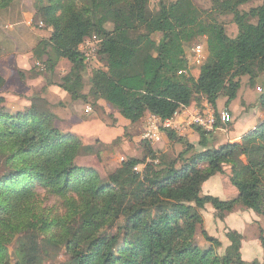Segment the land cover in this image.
Returning a JSON list of instances; mask_svg holds the SVG:
<instances>
[{
	"label": "trees",
	"instance_id": "trees-1",
	"mask_svg": "<svg viewBox=\"0 0 264 264\" xmlns=\"http://www.w3.org/2000/svg\"><path fill=\"white\" fill-rule=\"evenodd\" d=\"M248 1L214 0L233 16L238 31L230 37L193 0H159L155 10L149 9V0H35L33 22L41 21L50 36L37 43L33 54L47 72L67 59L74 77L64 76L61 86L71 99L86 102L90 96L94 107L99 99L107 100L131 123L147 113L169 119L202 99L215 109L220 97L227 105L236 96L240 76L255 84L264 74V0L247 11L239 9ZM12 2L0 0V9ZM88 36L100 39L97 56L105 67L93 71L85 94L79 76L88 62L78 46ZM199 37H205L207 58L193 76L185 44ZM4 83L0 74V89ZM259 87L258 105L264 108V87ZM4 101L0 93V264H38L41 236L64 246L62 264H258L241 259V236L235 231L227 232L230 245L219 253L220 242L203 229L200 211L210 204L221 217L239 204L264 215V120L239 142L217 148L210 146L214 131L194 125L198 151L166 129L170 140L185 147L164 165L160 178L136 171L144 162L136 157L100 178L93 169L75 164L93 148L77 135L61 132L53 113L34 100L29 109L12 113ZM220 124L217 118L216 127ZM156 151L149 147L146 159L155 160ZM225 165L237 197L223 201L201 195L202 183ZM149 170L145 166L144 175ZM37 188L61 200L64 210L41 208ZM114 224L116 233L104 230ZM198 233L206 245L196 242ZM15 238L24 242L18 259L9 251ZM260 240L264 247L262 235Z\"/></svg>",
	"mask_w": 264,
	"mask_h": 264
},
{
	"label": "crops",
	"instance_id": "crops-1",
	"mask_svg": "<svg viewBox=\"0 0 264 264\" xmlns=\"http://www.w3.org/2000/svg\"><path fill=\"white\" fill-rule=\"evenodd\" d=\"M24 12L21 3L23 17L26 13ZM24 19L26 25L30 26L28 21L31 20V15H27ZM19 35H21L22 46H25L26 50L23 51L24 48H21V54L17 53L18 56L8 53V51L0 54V74L5 79L0 93L5 99L4 106L8 111L12 113L25 111L33 104V100H45L54 107L55 125L60 131H70L83 138L86 136L99 138L104 143L111 142L116 137H122L123 129L130 126V124H140L142 119L136 123H131L123 118L116 108H108L104 99H99L97 105L102 110L103 115L111 116L113 123L107 124L100 118L87 116L93 110L92 105L89 106L85 102L80 103L78 99H71L60 84L48 82L42 74H35L33 71L36 68L34 63L37 62L33 49L40 40L49 38L50 30L47 29V32L42 30L31 31L29 34ZM14 56L19 60L16 61ZM38 87L40 88V94L35 93ZM257 87L259 85H256V90ZM258 97V94L254 97L247 94L246 97L240 98L241 102L231 101L230 104L223 107H218L216 104L215 109L203 99L204 101L201 103L203 107H210L217 115L222 110H226L232 118V122L221 123L216 127L210 146L217 148L227 142H239L246 132L264 120V108L259 107ZM198 110L199 107L193 103L188 107L179 109L177 116L174 118V126L176 127L172 129L177 136L193 145V151H198L199 135L194 127L189 125V120ZM109 112H112V115ZM242 113L244 115L241 117ZM160 140H163L164 144L156 145L158 150L167 151L169 149L177 154L184 150V142L170 140L165 133L162 134ZM230 172L229 165L223 166L221 172L212 175L202 183L200 194L210 195L223 201L236 198L238 191L230 182ZM200 213L203 229L209 236L220 242L219 251L221 253H224L230 245V241L226 236L227 232L235 231L241 236V259L247 263L255 261L258 264H264V247L260 240V235L264 237V215L246 209L239 204L231 212H226L221 217L217 216L216 210L210 204H205Z\"/></svg>",
	"mask_w": 264,
	"mask_h": 264
},
{
	"label": "rangeland",
	"instance_id": "rangeland-1",
	"mask_svg": "<svg viewBox=\"0 0 264 264\" xmlns=\"http://www.w3.org/2000/svg\"><path fill=\"white\" fill-rule=\"evenodd\" d=\"M165 2H171L174 0H163ZM194 4L200 9V11H203L204 16L210 19H214L215 21L221 23L225 29V32L228 36L234 37L237 34V26L233 21L232 14L228 13L227 10H224L223 8L219 7L217 3L214 2V0H193ZM21 3L23 4L25 14L24 17L21 14ZM34 3L35 0H13V2L8 6L6 9H0V54L8 51V53L17 55V53L21 54V48H24L23 51H25L26 47L22 46L21 43V35L19 34H29L34 31H46V27L38 28L37 26H27L25 23V19L27 15H31V19L37 18L34 12ZM262 3V0H249L245 4L239 5V9L247 11L251 7L257 6ZM159 0H149V9L155 10L158 8ZM254 21V20H253ZM35 24V22H34ZM12 25V26H11ZM10 26V27H9ZM13 27V28H12ZM112 24L108 23L106 24L107 29H111ZM12 28V29H11ZM155 40H159L160 35L155 34L152 36ZM201 45L202 55H205V58L202 60V63L207 58V49L205 46V37H199L195 38L189 43L185 44V58L187 59V67L190 70V73L193 76H196L198 74L199 68L201 64H198L195 62L194 57L196 56L195 47ZM19 51V52H17ZM15 57V56H14ZM16 61L19 59L16 58ZM40 63L44 65L41 59H37ZM35 64V63H34ZM36 68L33 69L34 73H40L43 75L44 78L47 79L48 82H53L57 84H63L64 76H68L70 74L71 64L69 61L65 58H62L60 61H58L56 67L54 68V71L47 72L45 70V65L43 70L40 69L38 66L35 65ZM105 64L103 58H99V56L95 57V60H90L88 64L85 65V68L83 71L80 72V85H82L81 93L87 94L90 89V83L89 79L95 69H104ZM34 75V74H32ZM74 77V76H73ZM72 77V78H73ZM240 85L237 90L236 96L231 101H240V98L246 97L248 94L250 97H254V95L258 94L260 95L261 91L256 90V85L264 87V74L260 75L258 78L255 79V84L249 83V77L247 75H242L239 77ZM36 94L40 92V88L38 87ZM40 94V93H39ZM40 101L34 100L35 105L38 107H41L40 109H44L48 111L49 113H53L54 107L46 102L45 100L38 99ZM103 100V99H101ZM78 101L84 102V100L78 98ZM94 98L88 96L85 103H88V105H93ZM107 104L108 108H115L112 104H110L107 100H104ZM204 100H200L199 104H195L196 106L200 108H203L201 103ZM226 100L224 97H220L216 104L218 107H223L226 105L224 103ZM231 101L228 103L230 104ZM97 103V102H96ZM227 104V105H228ZM242 104V103H241ZM93 110L91 113L87 116H93L95 118H100L107 124L113 123V119L111 116H106V114L103 115L101 112L102 110L98 107H92ZM105 112V111H104ZM112 115V112H109ZM245 113V112H244ZM242 113L241 117L244 115ZM103 115V116H102ZM109 115V114H108ZM146 116L142 118V121L135 125L130 124V126H127L123 129L122 137H116L111 142L104 143L99 138H91V137H80L77 135L81 142L84 145L91 146L93 149V152L89 154H83L81 156H78L75 160V164L79 165L80 167L84 168H91L93 169L96 174L100 178H106V176L113 171L117 166L121 164L122 161L130 158V157H136L139 159H144V162L142 164H139L136 166V171L143 174V177H148L151 179L160 178L163 174V167L164 165H169L171 160L176 157L177 153L173 150L167 149V151H161L156 148V145L158 144H164L163 140H160L158 143H150L148 141H144L142 139V135L146 129V122L145 119ZM232 122V118L230 120ZM57 127V126H56ZM58 128V127H57ZM59 129V128H58ZM168 130V129H167ZM171 130V129H170ZM62 132V131H61ZM70 131H63V133H69ZM73 133V132H70ZM165 133V132H163ZM162 133V134H163ZM74 134V133H73ZM76 135V134H75ZM154 146V147H153ZM157 150V158L155 160L145 157L148 148ZM170 151V152H169ZM166 153V154H163ZM163 155V156H161ZM161 156V157H160ZM246 159V158H245ZM160 160V161H159ZM145 166L150 167L151 170H149L148 175H144L143 169ZM180 166L177 165V168ZM165 169V167H164ZM4 172L3 168V157L0 156V174ZM36 201L39 202L41 208H48L52 212H61L64 210V207L62 205L61 200H59L57 197L47 193L42 188L36 189ZM124 198L120 197L119 203H123ZM108 233H116V224L112 228L104 229ZM202 239L203 241H201ZM196 242L200 246L206 245L204 242L203 237L200 233L196 235ZM24 245V242L20 238H15L11 244L9 245V251L11 253L12 259H18L21 255V247ZM219 253H221L219 251ZM39 257L40 262L38 264H62L65 259V250L64 246H54V244L48 243V241L43 238L42 236L39 239ZM223 254V253H221Z\"/></svg>",
	"mask_w": 264,
	"mask_h": 264
},
{
	"label": "built area",
	"instance_id": "built-area-1",
	"mask_svg": "<svg viewBox=\"0 0 264 264\" xmlns=\"http://www.w3.org/2000/svg\"><path fill=\"white\" fill-rule=\"evenodd\" d=\"M28 24L30 26L35 25L38 28L44 27V24L41 21L34 24L32 19L28 21ZM99 47L100 39H98L96 36H88L84 38V40L79 44L78 51L82 54L84 61L89 62L91 59L95 60ZM195 52V62L202 64V60L205 58V55H202L201 45L195 47ZM35 65L42 70L44 68V65L39 61H37ZM257 90L261 91L260 87H257ZM178 111H176L175 114L169 119H161L160 117L153 114L146 115V129L142 135V139L152 144L160 140L162 133L166 129H175L176 126H174V118L177 116ZM217 118H219L220 123L222 124H227L231 120V116L228 111L222 110L218 117H216L214 111H212L210 107L204 106L190 117L189 125L200 126L207 132H213L216 129ZM134 169H136V167Z\"/></svg>",
	"mask_w": 264,
	"mask_h": 264
}]
</instances>
